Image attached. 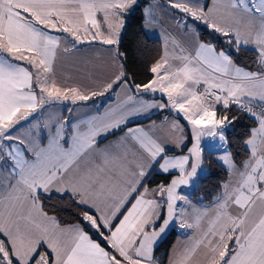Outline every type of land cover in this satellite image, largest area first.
I'll use <instances>...</instances> for the list:
<instances>
[{
    "label": "snow or ice",
    "instance_id": "obj_1",
    "mask_svg": "<svg viewBox=\"0 0 264 264\" xmlns=\"http://www.w3.org/2000/svg\"><path fill=\"white\" fill-rule=\"evenodd\" d=\"M136 6L137 0H0V264H159L154 246L174 221L193 232L168 264H264V0H167L177 30L192 35L189 43L165 37L145 84L126 76L120 51L125 17ZM157 6L153 0L145 9L146 25L156 22ZM188 18L223 36L233 52L252 46L255 70L201 42ZM80 45L97 53L77 68L95 87L72 72L57 75L58 62L81 52ZM101 54L112 69L104 80ZM108 92L114 102L95 112L73 116L78 109L70 107L63 110L68 115L57 114L58 104L77 106ZM144 92L166 102H146ZM232 105L257 125L244 141L248 157L237 166L225 149L218 159L233 178L210 207H195L178 189L190 186L201 168L202 137L226 144L235 117H217V106ZM154 108L190 126L187 155H166L169 139L186 146L178 118H165L161 134L155 123L123 129ZM121 130L123 136L101 147L102 138ZM153 165L178 175L149 189ZM53 195L71 201L76 222L49 210L45 202ZM161 208L167 212L157 231Z\"/></svg>",
    "mask_w": 264,
    "mask_h": 264
},
{
    "label": "trees",
    "instance_id": "obj_2",
    "mask_svg": "<svg viewBox=\"0 0 264 264\" xmlns=\"http://www.w3.org/2000/svg\"><path fill=\"white\" fill-rule=\"evenodd\" d=\"M143 6L144 3L138 4L134 12H130L126 19V27L122 35L120 51L125 53L123 59L126 76L130 78L133 84H145L152 79V73L149 71L151 65L160 58L162 46L158 39L148 38L143 31ZM197 32L203 42L213 44L217 49H226L232 53L233 61L245 68H252L255 65V53L247 49H241L239 53L233 52L231 47L226 43L223 36L209 30L205 25H197ZM150 97V96H148ZM89 100L88 103L95 101ZM227 112L229 119L235 117L232 124L226 128L227 150L231 154L233 161L239 166L247 159L248 153L245 151L244 141L247 139L249 132L254 128L256 123L246 113L237 110L236 106H231L225 110L219 108V116ZM167 111L155 114L144 122L157 121ZM203 171L201 176L192 187L191 199L199 204H212L214 198L222 191V185L229 176L228 170L218 161L217 152H207L203 150ZM174 174H159L153 172L147 179L150 186L167 185ZM49 210H55L58 219L64 223H74L78 215L74 210L72 203L68 199H60L58 195H53L51 200L45 202ZM96 239L106 247V243L95 234L94 230L87 229ZM179 236L175 228L169 237L156 249L154 257L159 264H168L171 251Z\"/></svg>",
    "mask_w": 264,
    "mask_h": 264
},
{
    "label": "crops",
    "instance_id": "obj_3",
    "mask_svg": "<svg viewBox=\"0 0 264 264\" xmlns=\"http://www.w3.org/2000/svg\"><path fill=\"white\" fill-rule=\"evenodd\" d=\"M201 2H205V0H201ZM140 3H144V6H143V17H144L145 9L148 8L149 5L153 4V0H137V5L140 4ZM174 12H175V10H172V9L167 7V0H158V6L155 9L156 22L154 24H151V25H146L145 24V19L143 20V31H144V33L146 34V36L148 38L158 39L160 41V44L162 46V52H163V47H164V42H165V37L166 36L175 37L176 39L182 40V41H184L186 43L190 42V36L192 34L191 33L186 34L183 31V29H180L178 31L177 28H176L175 23L170 18L173 15ZM128 15L125 17V21H126ZM188 19H189V24H194L195 25L196 32H197V25L198 24L203 25L200 22H193L191 20V18H188ZM122 35H123V33H122ZM198 39L201 42H203L200 39L199 34H198ZM205 43H207V42H205ZM79 47L82 49L81 52H79V53H77L75 55L70 53V54L64 56L58 62V64H57V75L58 76L62 75L64 72H72L76 76L77 79L81 80V82H83L85 84H90V86L95 87L96 86L95 84H91L88 80L83 79L82 73H78L77 72V68L82 64V62L85 59L96 60L97 59V53L96 52H89L87 45H80ZM93 47L98 49V48L106 47V46H100L98 44H95V45H93ZM169 48L171 50V45H169ZM243 49H247V50L253 51L252 50V46H248V48H243ZM217 50L218 51L219 50H224L226 52H229V50H226V49H217ZM106 61H107V56L105 54H101L100 55V60H99V62L102 64V67L99 70L100 73H101V75L99 76L100 80L107 79L111 75V72H112V69L110 67H108L106 65V63H104ZM238 66H240V65H238ZM251 69L255 70V65ZM152 76H153V74H152ZM140 96L146 102H152L153 100H155L156 103L164 102V101H162L160 99H154L151 96L150 97L145 96V95H140ZM123 97H124V92L120 91V98L122 99ZM114 99H115L114 93L108 92L104 96H97V98H95V101H92L91 103H88V101L87 102H78V105L87 104L89 106L87 108H79L78 105L77 106H73V105H71L69 103L58 104V105H56V107L62 110V111L58 112V115H68V113L66 111H63V110H66L67 108H70V107H77L78 110L75 113H72V115L73 116H80V115H82L85 112H88V111L95 112L98 108H101L102 106L111 105L114 102ZM93 105H95L96 107H92ZM217 108H218V106H217ZM164 110H166V108L162 109V110L161 109H155V108L151 109L144 115L137 116V117H134V118L130 119L128 124L123 126V129L126 130V128H128V127H132V128L141 127V128L147 129V128H150V126L153 123H155L158 126L157 129H156V134H161L160 130H159V125L161 124V122H163L165 120V118H167V120H169V121L174 120L175 118L171 117L170 115H168V113H166V114H163L162 117L159 120H157V121H149V122H144V121H146L147 119H149L150 117H152L155 114L163 112ZM34 115H36V114H34ZM45 115H48V113H45ZM29 119L31 120L32 117H29ZM21 122H23V121H21ZM24 123L26 124L27 122L24 121ZM179 123L182 125V123L180 121H179ZM183 128H184V136L186 137V139H185V145L186 146L176 147V145L171 142V139H169V142L166 144V148L168 149V151L166 152V155H168L170 157H172V156H180V155H187L185 150L189 146L191 140H190V136H189L188 131L186 130V128L184 126H183ZM225 131H226V129H225ZM21 132H22V130H21ZM123 135H124V130L118 131L114 135L113 134H109L107 136V138H102L101 139V147H103L104 145H106V144H108L110 142L115 141L118 137L123 136ZM204 138H205L206 143H205V145L203 147V150H205L207 152H217V159H218V157L220 156V152L215 150L214 147L212 148L213 139L210 138V137H204ZM218 161H219V159H218ZM223 166L228 170V173H229V176H228V178L225 181V183H226L230 179H232L233 177L230 175V170L227 168V166H225V165H223ZM153 172H156V173H159V174H164V175H168V174L178 175V173L175 170H173L172 172H169V173H163L155 165H153V169L151 170L150 175ZM160 185H162V184L155 185V186H150V185L147 184V187L149 189H155V188H157ZM157 199H159V197H157ZM188 199L190 200L191 205H193L195 207H198V208L210 207L212 205V204H199V203H196V202H194L191 199L190 196L188 197ZM179 203H182V202H179ZM125 207H128V205H126ZM185 207H187V205H185ZM164 209L165 208H161L160 209L161 219L156 221L155 228H156V226L160 223V221L163 218ZM175 228L177 229V231L179 233V236H178V238H177V240H176V242L174 244V247H173V249L171 251L170 257H171V255L173 253V250L175 248L180 247V245H182L183 243L186 242V236L188 235V233L193 232L192 229H181L178 226L177 223H176Z\"/></svg>",
    "mask_w": 264,
    "mask_h": 264
},
{
    "label": "water",
    "instance_id": "obj_4",
    "mask_svg": "<svg viewBox=\"0 0 264 264\" xmlns=\"http://www.w3.org/2000/svg\"><path fill=\"white\" fill-rule=\"evenodd\" d=\"M140 95L151 96V97L154 98V99H160V100L166 102V97H163V98H162V97H161V94L158 93V92H157V93H148V92H144V93H141ZM166 111H167L168 115H170L171 117H173V118H175V119L178 118V117H177V114H176L175 112H170V110L167 109V108H166ZM178 119H179V121L182 123V125L186 128V130L188 131V133H189V136H190V140H191V141H190L189 146L187 147V149H188V148H190V147L192 146V143H193L192 138H191V130H190V126L187 125V122L182 118V116L179 117ZM205 143H206L205 138L202 137V138H201V145H202V148L204 147ZM187 149L185 150L186 154H188ZM202 171H203V164L201 165V168L198 169L197 176H196V178L193 180L192 184H191L190 186H181V187L178 189V191L181 192V190L184 189V188H190V187L195 186L196 181L198 180V178H199V177L201 176V174H202ZM173 177H174V175H173L172 178L169 180V182L167 183V185L171 182V180L173 179ZM178 203H179V202H178ZM166 212H167V210H166V208H165V209H164V215H163V218H162V220L160 221V223L156 226V230H157V231H159V227H160L161 224L163 223V219H164V217L166 216ZM175 226H176V222L174 221L173 223H170L169 226H168V228L165 230V232L161 234L160 238L156 241V244H155V246H154V249H153V255H155V251H156V249H157V248H158V247H159V246H160V245H161V244H162V243H163V242L169 237V235L173 232V230L175 229Z\"/></svg>",
    "mask_w": 264,
    "mask_h": 264
},
{
    "label": "rangeland",
    "instance_id": "obj_5",
    "mask_svg": "<svg viewBox=\"0 0 264 264\" xmlns=\"http://www.w3.org/2000/svg\"><path fill=\"white\" fill-rule=\"evenodd\" d=\"M58 114V113H57ZM217 117H219L218 113H217ZM21 124H25L24 121L21 122ZM19 127V126H18ZM27 132V129H22V132L21 134H26ZM213 139V138H212ZM215 148V150L219 151L220 152V155L223 154V152L225 151V149L227 150V145H223L221 146L220 142L218 140H214L213 139V146L212 148ZM228 152V150H227ZM229 153V152H228ZM181 193H185L187 195V197L191 196V193H192V187L190 188H184L181 190Z\"/></svg>",
    "mask_w": 264,
    "mask_h": 264
},
{
    "label": "built area",
    "instance_id": "obj_6",
    "mask_svg": "<svg viewBox=\"0 0 264 264\" xmlns=\"http://www.w3.org/2000/svg\"><path fill=\"white\" fill-rule=\"evenodd\" d=\"M233 106H235V105H233ZM219 108H222V107H220V106H218Z\"/></svg>",
    "mask_w": 264,
    "mask_h": 264
}]
</instances>
